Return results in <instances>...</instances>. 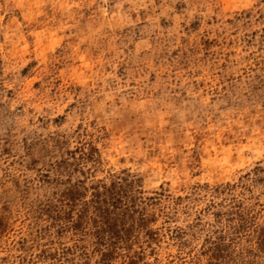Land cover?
Here are the masks:
<instances>
[{
    "label": "rangeland",
    "instance_id": "obj_1",
    "mask_svg": "<svg viewBox=\"0 0 264 264\" xmlns=\"http://www.w3.org/2000/svg\"><path fill=\"white\" fill-rule=\"evenodd\" d=\"M0 264H264V0H0Z\"/></svg>",
    "mask_w": 264,
    "mask_h": 264
}]
</instances>
